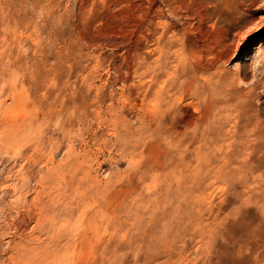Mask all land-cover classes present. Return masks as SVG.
<instances>
[{
  "label": "rangeland",
  "instance_id": "1",
  "mask_svg": "<svg viewBox=\"0 0 264 264\" xmlns=\"http://www.w3.org/2000/svg\"><path fill=\"white\" fill-rule=\"evenodd\" d=\"M0 264H264V0H0Z\"/></svg>",
  "mask_w": 264,
  "mask_h": 264
}]
</instances>
